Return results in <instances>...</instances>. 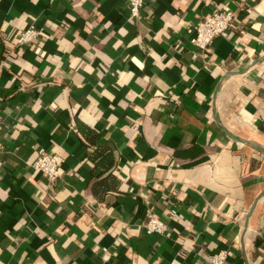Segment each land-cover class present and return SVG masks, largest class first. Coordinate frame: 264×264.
<instances>
[{"label":"crops","instance_id":"obj_1","mask_svg":"<svg viewBox=\"0 0 264 264\" xmlns=\"http://www.w3.org/2000/svg\"><path fill=\"white\" fill-rule=\"evenodd\" d=\"M222 6L234 19L202 52L195 27ZM221 251L264 264V0H143L133 19L124 0H0V264Z\"/></svg>","mask_w":264,"mask_h":264},{"label":"built area","instance_id":"obj_2","mask_svg":"<svg viewBox=\"0 0 264 264\" xmlns=\"http://www.w3.org/2000/svg\"><path fill=\"white\" fill-rule=\"evenodd\" d=\"M129 18L133 19L139 16L143 0H124ZM234 19L233 12L227 7L222 6L220 9L212 11L204 18L198 21L195 27V35L191 38L190 43L205 52L211 41L226 32ZM39 31L33 27L22 30L16 39L17 46L31 44L37 39ZM59 161L55 154L49 153L43 149L37 152V158L32 164L35 171L42 174L50 182L59 176ZM143 228L147 233H163L166 231V225L153 214H148ZM225 252H218L211 257L212 264H222L225 259Z\"/></svg>","mask_w":264,"mask_h":264}]
</instances>
